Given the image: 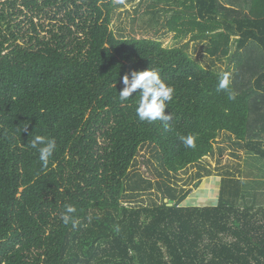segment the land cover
Here are the masks:
<instances>
[{"label":"trees","instance_id":"16d2710c","mask_svg":"<svg viewBox=\"0 0 264 264\" xmlns=\"http://www.w3.org/2000/svg\"><path fill=\"white\" fill-rule=\"evenodd\" d=\"M181 1L195 13L170 29L209 39L213 56L228 49L223 27L250 54L252 67L240 69L241 54L225 71L235 99L217 91L225 72L185 49L116 36L115 0H0V264H264V206L236 204L245 180L225 175L217 204L203 207L182 206L191 190L171 185L191 166L198 182L210 176L200 164L220 134L264 161V0ZM148 68L175 89L167 129L137 118L139 89L118 97L126 74ZM36 135L56 141L46 168L29 146ZM145 147L157 182L131 172ZM154 185L161 202L143 205Z\"/></svg>","mask_w":264,"mask_h":264},{"label":"rangeland","instance_id":"374dc122","mask_svg":"<svg viewBox=\"0 0 264 264\" xmlns=\"http://www.w3.org/2000/svg\"><path fill=\"white\" fill-rule=\"evenodd\" d=\"M153 1L156 7L148 9ZM157 3L156 0H115L110 29L118 37L153 39L160 41L165 48H183L203 67L221 72H225L228 68L233 70L236 60H240L244 56V50H237L236 37L225 32L223 27H219V30L223 31L222 39L226 40L229 35L228 49L225 43L222 46L218 45L216 55L211 56L207 50L214 49V43L209 39L193 40L191 35L184 36L186 26L185 28L180 27L179 22L176 27L173 26L175 29L172 30L169 27V22L174 16H181L182 21L186 22L192 18L195 12H187L181 5V0H176L177 5L174 3L159 5ZM225 50H227V54L224 56ZM241 54L243 56H240ZM249 55L244 57L250 63H245L244 59L240 60L242 62L241 70L253 66ZM252 57L255 60L254 55ZM256 107L257 110L260 109L258 106ZM220 150H223L222 155H219ZM200 165L211 172L209 177L202 178L200 182L195 179V174L199 171L197 166L188 167L176 177L171 178L172 186L185 191L191 190L182 206L216 205L221 179L225 175L246 182L242 185V189L247 192L248 198L238 201L237 205L264 206V161L248 155L244 150H237L233 145V139H229L225 134H220L214 145L213 157L205 158ZM156 166V162L151 156V149L145 147L135 159L131 172L151 177L152 182H157L158 176H147V173L153 172ZM161 198V194L158 193L154 185L150 191L143 195L142 204L148 205L151 201L159 203Z\"/></svg>","mask_w":264,"mask_h":264},{"label":"clouds","instance_id":"9594fccd","mask_svg":"<svg viewBox=\"0 0 264 264\" xmlns=\"http://www.w3.org/2000/svg\"><path fill=\"white\" fill-rule=\"evenodd\" d=\"M122 83L123 88L118 94L121 102L128 100L130 95L139 89V99L136 102L135 113L140 121L149 123L162 121L166 129L170 126L168 122L171 121L172 116L170 113L165 114V109L167 103L173 99L175 89L161 79L158 69L148 68L143 71H131L130 78L129 74H126L122 79ZM230 83V73H223L217 84V91H226L229 99H235V93L230 90ZM24 130H26V127ZM181 141L186 148L195 147L194 136L181 137ZM29 146L37 150L39 161L45 168L48 166L49 159L57 147L54 138L41 135H36ZM75 211L74 206L65 205V210L61 214L62 222L65 225L71 222L73 227L76 226V222L71 215Z\"/></svg>","mask_w":264,"mask_h":264}]
</instances>
